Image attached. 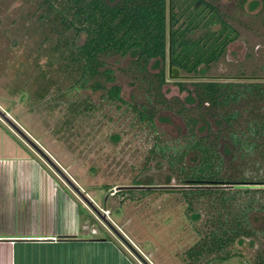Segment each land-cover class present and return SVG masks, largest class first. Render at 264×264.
Wrapping results in <instances>:
<instances>
[{"label": "rangeland", "instance_id": "rangeland-1", "mask_svg": "<svg viewBox=\"0 0 264 264\" xmlns=\"http://www.w3.org/2000/svg\"><path fill=\"white\" fill-rule=\"evenodd\" d=\"M64 1L52 0L59 7ZM206 1L219 6L237 37L204 75L228 77L243 72L264 76L263 3L255 0L257 5L251 7L252 0L244 5L237 0ZM72 37L73 31L55 19L43 0H0V112L37 148L0 115V149L13 146L33 157L30 190L34 201H29L28 209L38 201L43 223L49 222L51 230H63L66 235L81 228L78 237L101 239L96 246L98 253L120 264H258V254L264 251V209L250 213L252 225L259 229L252 241L245 238L244 243L234 241L197 260L188 258L190 247L206 234L211 213L207 200L193 201L188 207L181 188L175 187L177 174L169 169L163 155H175L188 140L186 118L176 113L177 101H183L187 92L180 91L177 82L191 89V82L196 80L167 78L161 92L173 100L170 108L156 105L152 126L139 121L131 111V105L148 104V97L150 104L154 102L145 91L146 85L128 69L129 57L106 59L123 102L104 96L110 83L104 82V89L93 91L89 85L95 78L84 88H71L78 78L75 63L65 56L67 51L64 56L57 54L65 50L64 38ZM163 66L167 75V58ZM148 70L155 72L151 66ZM98 80L104 81L101 77ZM157 147H166L164 154L150 152ZM182 165H188V156ZM233 170L250 181L264 179L260 159L243 161L238 167H230V172ZM38 179L44 189L42 198L37 192ZM149 180L158 186L149 192L142 190L145 186L134 184ZM165 182L170 184H162ZM235 200V211L245 201L255 200V206L264 207V188L242 192ZM192 209L200 215L198 219L192 217ZM70 248L78 252L65 245V256ZM79 254L84 258L82 251ZM76 257L66 256V264Z\"/></svg>", "mask_w": 264, "mask_h": 264}, {"label": "trees", "instance_id": "trees-1", "mask_svg": "<svg viewBox=\"0 0 264 264\" xmlns=\"http://www.w3.org/2000/svg\"><path fill=\"white\" fill-rule=\"evenodd\" d=\"M237 1L240 5L247 2ZM260 1L264 5V0ZM43 2L65 29L73 31L71 39L64 38L65 50L57 54L64 56L67 51L65 56L75 63L78 78L71 88H84L89 79L95 78L89 85L93 91L104 89V82L110 83L104 96L123 102L121 88L106 59L114 55L129 57L128 69L146 85L145 91L154 102L150 104L148 97V104L131 105V111L139 121L153 126L156 105L170 108L173 100L161 92L167 82L163 62L167 58L168 0H65L61 7L52 0ZM257 2L252 0L251 7ZM236 37V30L219 6L206 0H172V61L183 74H206ZM150 66L155 72L149 73ZM242 75L245 73L236 76ZM177 84L180 91L187 92L183 101H177L176 113L186 118L188 140L175 155L164 154L166 147L150 152L158 150L167 157L169 169L176 172L179 181L175 187L181 188L188 207L193 201L207 200L211 217L206 234L188 250V258L197 260L234 241H252L259 233L249 216L264 207L255 206V200L245 201L235 211V198L242 192L264 188V179L250 181L243 173L230 172V167L256 159L264 163V81L196 80L191 82V89L183 82ZM186 156L188 165H182ZM134 184L145 186L142 190L147 192L158 187L150 180ZM192 217L198 219L200 215L193 210ZM258 264H264V251L258 254Z\"/></svg>", "mask_w": 264, "mask_h": 264}, {"label": "crops", "instance_id": "crops-1", "mask_svg": "<svg viewBox=\"0 0 264 264\" xmlns=\"http://www.w3.org/2000/svg\"><path fill=\"white\" fill-rule=\"evenodd\" d=\"M32 158L13 146L0 149V264H66L69 254L77 255L76 260H70L71 264H120L117 260L104 258V253H98L96 246L101 244V239L78 237L82 234L81 228L75 232L69 230L66 235L63 230H60L62 234L51 230L47 225L49 222L43 223L42 205L38 201L36 206L28 209L29 201H34L30 190ZM36 185L42 198L44 189L39 179ZM65 245H72L78 252L73 253L70 248L65 256ZM79 251L84 253V261Z\"/></svg>", "mask_w": 264, "mask_h": 264}, {"label": "water", "instance_id": "water-1", "mask_svg": "<svg viewBox=\"0 0 264 264\" xmlns=\"http://www.w3.org/2000/svg\"><path fill=\"white\" fill-rule=\"evenodd\" d=\"M167 14H168V19H167V78L169 80H218V79H225V80H253V81H264V76H255V75H251V76H247V75H242V76H213V75H191V74H183L181 69L175 65H173V61H172V0H168V9H167ZM0 115L2 117H4L5 119H7L9 121V123L13 126V128L25 139H27L29 141V143L33 146H35L32 141L29 139V137L20 129L18 128L12 121H10L8 118H6L4 116V114L2 112H0ZM36 148V146H35ZM37 149V148H36ZM42 153V152H41ZM43 156L50 161V159H48V157L46 155H44V153H42ZM70 184H72L69 180H67ZM75 191L79 192L80 191L77 187H75L74 185L72 186ZM83 199H85V197L82 195V193L80 194ZM104 219V217H103Z\"/></svg>", "mask_w": 264, "mask_h": 264}]
</instances>
